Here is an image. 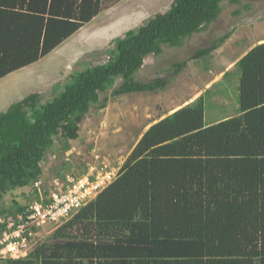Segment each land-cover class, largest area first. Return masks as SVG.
Returning a JSON list of instances; mask_svg holds the SVG:
<instances>
[{
	"label": "trees",
	"instance_id": "16d2710c",
	"mask_svg": "<svg viewBox=\"0 0 264 264\" xmlns=\"http://www.w3.org/2000/svg\"><path fill=\"white\" fill-rule=\"evenodd\" d=\"M224 1L240 0H174L167 12L116 39L107 62L71 74L58 96L42 103L31 94L1 112L0 202L7 192L40 181L54 142L76 140L90 105L117 79V95L163 90L165 80L134 79L144 59L159 55L162 45L182 46L216 19ZM103 3L0 0V79L47 56ZM219 42L193 59L217 50ZM234 67L237 116L206 125L200 96L160 119L132 147L112 183L48 241L0 264H264V42ZM25 205L0 214L14 217ZM5 226L0 223V233Z\"/></svg>",
	"mask_w": 264,
	"mask_h": 264
},
{
	"label": "rangeland",
	"instance_id": "374dc122",
	"mask_svg": "<svg viewBox=\"0 0 264 264\" xmlns=\"http://www.w3.org/2000/svg\"><path fill=\"white\" fill-rule=\"evenodd\" d=\"M173 1L105 0L94 18L55 50L0 79V113L31 94H38L42 103L58 96L71 74L107 62L116 39L157 13L167 12ZM218 42L217 50L193 59L198 50ZM263 42L264 0L222 2L216 19L186 37L182 46L162 45L159 55L144 59L134 79L141 83L165 80L163 90L117 95L114 91L122 83L117 79L113 87L100 94L99 102L90 105L79 124L78 138L54 142V151L41 163L39 194L52 190L53 179L64 174L79 177L93 163L114 169L117 175L132 147L151 125L200 96L204 97L206 125L237 116L239 82L234 65ZM64 146L69 150L64 151ZM36 195L31 186L9 191L0 202V210L32 202L39 197ZM0 220H4L1 214ZM59 226L46 225L38 230L29 251L48 241Z\"/></svg>",
	"mask_w": 264,
	"mask_h": 264
},
{
	"label": "built area",
	"instance_id": "2783aa9c",
	"mask_svg": "<svg viewBox=\"0 0 264 264\" xmlns=\"http://www.w3.org/2000/svg\"><path fill=\"white\" fill-rule=\"evenodd\" d=\"M113 170L104 165L99 168L93 163L79 177L65 174L63 180L55 178L49 194H39L38 200L27 203L20 213L5 221V229L0 233V260L28 255L38 230L69 220L115 180L117 175ZM33 186L39 191L41 182H35ZM0 223L4 221L0 220Z\"/></svg>",
	"mask_w": 264,
	"mask_h": 264
},
{
	"label": "clouds",
	"instance_id": "9594fccd",
	"mask_svg": "<svg viewBox=\"0 0 264 264\" xmlns=\"http://www.w3.org/2000/svg\"><path fill=\"white\" fill-rule=\"evenodd\" d=\"M59 46H60V45H59ZM54 50H55V49H54ZM34 64H35V63H34ZM31 65H32V64H31ZM8 75H9V74H8ZM120 168H121V167H120ZM119 170H120V169H119ZM118 172H119V171H118ZM117 174H118V173H117ZM57 178H58V177H57ZM53 180H54V179H53ZM52 183H53V181H52ZM31 187H32V186H31ZM33 187H34V186H33ZM33 187H32V188H33ZM35 189H36V188H35ZM34 200H37V199H34ZM10 217H11V216H10ZM12 217H13V216H12ZM8 218H9V217H8ZM8 218H7V219H8ZM7 219L4 218L3 221L5 222ZM62 224H63V223H62ZM60 225H61V224H60Z\"/></svg>",
	"mask_w": 264,
	"mask_h": 264
}]
</instances>
